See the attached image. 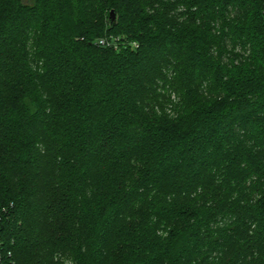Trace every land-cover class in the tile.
Masks as SVG:
<instances>
[{
  "label": "trees",
  "instance_id": "1",
  "mask_svg": "<svg viewBox=\"0 0 264 264\" xmlns=\"http://www.w3.org/2000/svg\"><path fill=\"white\" fill-rule=\"evenodd\" d=\"M0 224V264H264V0H0Z\"/></svg>",
  "mask_w": 264,
  "mask_h": 264
},
{
  "label": "built area",
  "instance_id": "2",
  "mask_svg": "<svg viewBox=\"0 0 264 264\" xmlns=\"http://www.w3.org/2000/svg\"><path fill=\"white\" fill-rule=\"evenodd\" d=\"M121 39V38H120ZM120 39L119 38H112V40H108V38H103L102 40H100L99 44L103 45V46H108V47H116L118 48L120 45ZM132 46L134 48L138 47L137 43H133ZM1 246V243H0Z\"/></svg>",
  "mask_w": 264,
  "mask_h": 264
},
{
  "label": "water",
  "instance_id": "3",
  "mask_svg": "<svg viewBox=\"0 0 264 264\" xmlns=\"http://www.w3.org/2000/svg\"><path fill=\"white\" fill-rule=\"evenodd\" d=\"M118 18H119V16H118L117 12L112 10L110 12L109 21H108L111 28H114L118 24ZM0 230H2L1 224H0Z\"/></svg>",
  "mask_w": 264,
  "mask_h": 264
},
{
  "label": "rangeland",
  "instance_id": "4",
  "mask_svg": "<svg viewBox=\"0 0 264 264\" xmlns=\"http://www.w3.org/2000/svg\"><path fill=\"white\" fill-rule=\"evenodd\" d=\"M31 1H32V0H25L26 3H30ZM113 37H114L115 39H116V38H119V39H120V37H116V36H109V37H107V38H108V40H112Z\"/></svg>",
  "mask_w": 264,
  "mask_h": 264
}]
</instances>
